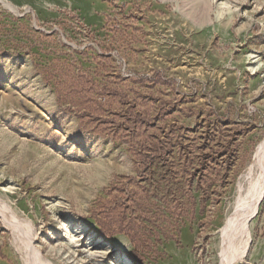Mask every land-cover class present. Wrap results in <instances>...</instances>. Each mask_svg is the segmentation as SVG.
Instances as JSON below:
<instances>
[{
    "label": "rangeland",
    "instance_id": "rangeland-1",
    "mask_svg": "<svg viewBox=\"0 0 264 264\" xmlns=\"http://www.w3.org/2000/svg\"><path fill=\"white\" fill-rule=\"evenodd\" d=\"M116 1L0 0V264H102L85 247L115 264H222L237 250L223 231L264 165V0ZM74 74L121 80L103 134L61 98ZM116 204L139 246L106 222L99 235ZM248 239L233 264H264V199Z\"/></svg>",
    "mask_w": 264,
    "mask_h": 264
},
{
    "label": "trees",
    "instance_id": "trees-1",
    "mask_svg": "<svg viewBox=\"0 0 264 264\" xmlns=\"http://www.w3.org/2000/svg\"><path fill=\"white\" fill-rule=\"evenodd\" d=\"M67 80L58 82L60 90L64 92V97H61L62 100L64 99V102H68L81 111L80 118H82V121H86L90 130L103 134L108 128L107 124L110 123L107 116L108 109L117 100L115 93L118 92L117 86L121 80L114 78V82H109V79L99 81L97 77H90L89 75L82 77L75 74L71 75ZM116 115L114 114V116ZM112 121L115 123L116 117H113ZM113 126L116 127V130H121L118 129V125ZM116 212L119 213V217ZM104 222L108 225L107 228L110 230V235L123 234L129 238L133 245L139 246L140 226L133 219L126 218L120 204H116L111 213H106L103 210L97 223L101 228L99 235L103 238H108L110 235L103 231L106 227Z\"/></svg>",
    "mask_w": 264,
    "mask_h": 264
},
{
    "label": "bare ground",
    "instance_id": "bare-ground-1",
    "mask_svg": "<svg viewBox=\"0 0 264 264\" xmlns=\"http://www.w3.org/2000/svg\"><path fill=\"white\" fill-rule=\"evenodd\" d=\"M253 167H254V165H253ZM252 172H253V170H252ZM255 172H257V171H255ZM263 197H264V165L262 166V168L260 170L259 180L254 185H248V186L241 185L237 189L236 198H235L234 203H233L234 205L232 204L233 205V209H232L233 211H232L231 217L227 223V227L223 231V238H225V235H228V236L224 239V243L222 246V248H224L226 246L227 239L230 236L229 232H232L233 235L231 236V239L233 241V245H234L235 240H237V243H235L237 250L232 257L227 258V259L223 258L222 264H233V262L236 259H242L244 257L246 249H247L248 244H249L248 226H249L250 222L252 221V219L256 216L257 211H258V207H259ZM62 228L65 230V234H68L69 233L68 228H71L70 223L63 221L61 229ZM78 237H77V239H73L74 237L71 238V236H70L71 243H75V248L81 247L80 246V239L82 238V236H80L79 239H78ZM88 242H90V240ZM98 243H104V241L100 239V241H98L97 244ZM85 249L88 252L87 256L89 259L90 258L93 259V258L98 257L101 259L102 264H115V262L112 261V259L111 260L109 259V261H108L106 254L105 253L103 254L102 251H92V250H90V247H85ZM116 263L117 264L118 263H120V264H132L128 258H125L122 256L117 258Z\"/></svg>",
    "mask_w": 264,
    "mask_h": 264
},
{
    "label": "crops",
    "instance_id": "crops-1",
    "mask_svg": "<svg viewBox=\"0 0 264 264\" xmlns=\"http://www.w3.org/2000/svg\"><path fill=\"white\" fill-rule=\"evenodd\" d=\"M138 2H143V1H147V0H136ZM148 1H154V4H159L161 6L163 5H166L167 4V0H148ZM118 5L120 4H126V0H117L116 1ZM101 10V11H105L106 10V6L105 5H102V4H99L98 5V11ZM95 19H92V22H94Z\"/></svg>",
    "mask_w": 264,
    "mask_h": 264
},
{
    "label": "water",
    "instance_id": "water-1",
    "mask_svg": "<svg viewBox=\"0 0 264 264\" xmlns=\"http://www.w3.org/2000/svg\"><path fill=\"white\" fill-rule=\"evenodd\" d=\"M264 199V197L262 198V200ZM262 202V201H261ZM261 204V203H260Z\"/></svg>",
    "mask_w": 264,
    "mask_h": 264
}]
</instances>
